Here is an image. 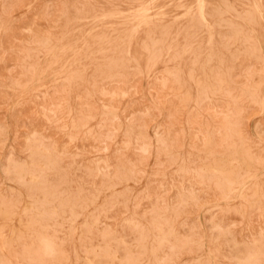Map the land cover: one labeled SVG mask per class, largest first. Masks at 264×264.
Masks as SVG:
<instances>
[{
    "label": "rangeland",
    "instance_id": "1",
    "mask_svg": "<svg viewBox=\"0 0 264 264\" xmlns=\"http://www.w3.org/2000/svg\"><path fill=\"white\" fill-rule=\"evenodd\" d=\"M0 206L8 264H264V0H0Z\"/></svg>",
    "mask_w": 264,
    "mask_h": 264
},
{
    "label": "bare ground",
    "instance_id": "2",
    "mask_svg": "<svg viewBox=\"0 0 264 264\" xmlns=\"http://www.w3.org/2000/svg\"><path fill=\"white\" fill-rule=\"evenodd\" d=\"M203 10H202V7H200V14H201V16L203 17V12H202ZM143 15L144 14H140L139 15V19H141V21H142V18H143ZM203 19V18H202ZM144 20V19H143ZM216 81V80H215ZM219 82H220V80H219ZM201 83V82H200ZM218 83V82H217ZM201 86H202V84H200ZM33 87V86H32ZM216 87V86H215ZM215 87H213V89H215ZM217 89V88H216ZM205 90V89H204ZM198 92V91H197ZM199 93V92H198ZM201 93V92H200ZM199 93V94H200ZM202 94V93H201ZM204 94V93H203ZM202 94V95H203ZM255 94V93H254ZM201 96V95H200ZM194 98V97H193ZM242 98H243V96H242ZM249 97H247L246 99H248ZM257 98V97H256ZM253 100H255V99H253ZM252 100V101H253ZM243 102H244V100H242ZM245 101H247V100H245ZM256 101V100H255ZM254 101V102H255ZM262 102V101H261ZM241 106V105H240ZM243 107V106H242ZM262 112V111H261ZM207 145V144H206ZM233 147V146H232ZM232 150V149H231ZM244 155H245V153H244ZM217 156V155H216ZM225 162H226V160L225 159H223V158H221V157H217L216 159H215V161H214V168L215 169H219V173H217V174H215V176H208L207 174L208 173H206L205 171H203V172H199V173H196V175L193 177L194 178V180H195V182H197V183H205V184H207L208 186L207 187H210L211 189H212V192H209V194L207 195V196H210V198L212 199V201H215V202H222L223 203V206L225 207V210H227V211H229L230 210V205H228L227 204V202H226V200H227V198H228V196L229 195H231V193H232V191H233V183H234V181H235V177H233V173H232V170L230 169V167L229 168H227V166L225 165ZM51 169V168H50ZM55 170V169H54ZM222 170L223 171H225V173L223 172L222 173ZM39 180V179H38ZM242 180V179H241ZM240 180V181H241ZM42 182H44V181H42ZM39 183H40V180H39ZM45 184H46V182H45ZM36 186V185H35ZM38 187H40V186H38ZM35 189H37V187L35 188ZM261 193V192H260ZM234 195V194H233ZM234 198V197H233ZM263 199V198H262ZM250 201V200H249ZM1 207V206H0ZM256 206L255 205H253V204H249V205H245V208L247 209V210H249V209H254ZM7 208H9V207H7ZM10 210V209H9ZM2 212V211H1ZM36 213V212H35ZM42 213V212H41ZM40 213V214H41ZM55 213V212H54ZM0 215H2V214H0ZM2 217H4V214H3V216ZM8 217V216H7ZM30 217V216H29ZM36 217V216H35ZM32 220H34V219H32ZM35 222V221H34ZM39 224V223H38ZM41 224H42V222H41ZM45 226V225H44ZM43 227V226H42ZM44 228V227H43ZM40 229V228H39ZM41 231H42V229H41ZM37 234V233H36ZM20 237H21V235H19ZM11 237V236H10ZM40 237V236H39ZM47 237V236H46ZM5 238V237H4ZM45 239V238H44ZM165 239V238H164ZM37 240V239H36ZM9 241V240H8ZM43 241V240H42ZM0 242L2 243L1 244V247H5L6 246V244H7V242L6 241H4L2 238H0ZM36 242V241H35ZM47 242H49V241H47ZM39 244V243H38ZM55 246V245H54ZM11 247V246H10ZM41 247L42 248H45L47 251H51V247L50 246H48V244H46L45 245V247H43L42 245H41ZM36 249H37V247H36ZM45 249H44V251H45ZM10 250V249H9ZM144 250V249H143ZM27 251V250H26ZM37 251V250H36ZM250 251V250H249ZM32 252V251H31ZM55 252V251H54ZM255 252V251H254ZM29 253V252H28ZM28 253H26V254H28ZM33 253V252H32ZM31 254V253H30ZM29 254V255H30ZM36 254H39L40 255V253L38 252V253H36ZM43 254H44V252H43ZM12 255V254H11ZM33 255L35 256V254L33 253ZM44 255H46V254H44ZM108 255V254H107ZM55 256V255H54ZM13 257V256H12ZM28 257V256H27ZM26 257V258H27ZM31 257V256H30ZM36 258L37 257H39V256H35ZM34 258V257H33ZM103 258V257H102ZM6 259V258H5ZM23 260H24V258H23ZM38 260L37 259H31L30 261H29V263L28 264H38V262H37ZM42 262L44 261V259L43 260H41ZM245 261H246V259H245ZM248 261L250 262V263H252L251 262V260H250V258H248ZM39 263H40V260H39ZM0 264H8V262H6V261H4V258L2 259V258H0ZM133 264H135V263H133Z\"/></svg>",
    "mask_w": 264,
    "mask_h": 264
}]
</instances>
